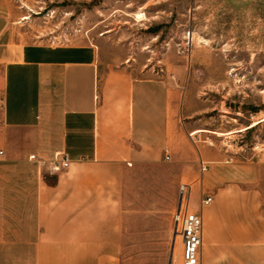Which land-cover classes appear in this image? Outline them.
<instances>
[{"label": "crops", "instance_id": "crops-1", "mask_svg": "<svg viewBox=\"0 0 264 264\" xmlns=\"http://www.w3.org/2000/svg\"><path fill=\"white\" fill-rule=\"evenodd\" d=\"M5 25L0 14V264H119L125 175L159 162L175 167V196L170 216L140 218L146 239L177 243L176 187L187 183L200 264H264L259 159L185 119L177 80L116 66L91 42H10ZM55 153L68 163L49 173Z\"/></svg>", "mask_w": 264, "mask_h": 264}, {"label": "rangeland", "instance_id": "rangeland-1", "mask_svg": "<svg viewBox=\"0 0 264 264\" xmlns=\"http://www.w3.org/2000/svg\"><path fill=\"white\" fill-rule=\"evenodd\" d=\"M0 14L10 42H91L116 66L177 80L185 119L258 158L264 190V0H0ZM174 175L160 162L125 175L119 264H176L177 243L146 239L140 222L171 215Z\"/></svg>", "mask_w": 264, "mask_h": 264}, {"label": "built area", "instance_id": "built-area-1", "mask_svg": "<svg viewBox=\"0 0 264 264\" xmlns=\"http://www.w3.org/2000/svg\"><path fill=\"white\" fill-rule=\"evenodd\" d=\"M258 140L252 143L253 149H260ZM166 151V150H164ZM1 152V151H0ZM167 157V154H164ZM29 159L35 160L38 164H43L44 161L34 153L28 154ZM67 158L59 156L57 153L48 159L46 163L47 171L54 173L62 170L67 166ZM200 170L206 168V161L198 158ZM188 185L187 183L178 184V205L172 214L173 231L177 236L178 257L176 264H200L199 249L201 246V216L200 213L190 211L188 209ZM211 200L209 194H204L199 197V204L207 203Z\"/></svg>", "mask_w": 264, "mask_h": 264}, {"label": "bare ground", "instance_id": "bare-ground-1", "mask_svg": "<svg viewBox=\"0 0 264 264\" xmlns=\"http://www.w3.org/2000/svg\"><path fill=\"white\" fill-rule=\"evenodd\" d=\"M264 119V118H263ZM256 122H254L253 124H255Z\"/></svg>", "mask_w": 264, "mask_h": 264}]
</instances>
